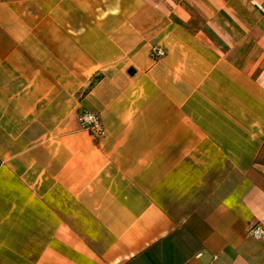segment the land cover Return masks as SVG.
<instances>
[{"label":"crops","instance_id":"0c3cea01","mask_svg":"<svg viewBox=\"0 0 264 264\" xmlns=\"http://www.w3.org/2000/svg\"><path fill=\"white\" fill-rule=\"evenodd\" d=\"M257 225L264 0H0V264H264Z\"/></svg>","mask_w":264,"mask_h":264},{"label":"built area","instance_id":"2783aa9c","mask_svg":"<svg viewBox=\"0 0 264 264\" xmlns=\"http://www.w3.org/2000/svg\"><path fill=\"white\" fill-rule=\"evenodd\" d=\"M155 59L163 57L166 53L163 49L156 48L152 52ZM82 127L89 131L91 135L98 138L104 135L105 128L101 116L93 111L84 110L79 115ZM249 235L255 238L264 236V227L257 225L248 231Z\"/></svg>","mask_w":264,"mask_h":264},{"label":"water","instance_id":"95a60500","mask_svg":"<svg viewBox=\"0 0 264 264\" xmlns=\"http://www.w3.org/2000/svg\"><path fill=\"white\" fill-rule=\"evenodd\" d=\"M134 72H135V70H134V69H130V73H132V74H133Z\"/></svg>","mask_w":264,"mask_h":264}]
</instances>
